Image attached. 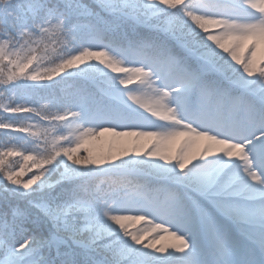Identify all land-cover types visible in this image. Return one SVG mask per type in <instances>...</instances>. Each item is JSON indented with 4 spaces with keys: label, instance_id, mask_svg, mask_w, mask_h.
Returning <instances> with one entry per match:
<instances>
[{
    "label": "snow or ice",
    "instance_id": "6c2138e0",
    "mask_svg": "<svg viewBox=\"0 0 264 264\" xmlns=\"http://www.w3.org/2000/svg\"><path fill=\"white\" fill-rule=\"evenodd\" d=\"M4 93L0 264H264V0H0Z\"/></svg>",
    "mask_w": 264,
    "mask_h": 264
},
{
    "label": "trees",
    "instance_id": "16d2710c",
    "mask_svg": "<svg viewBox=\"0 0 264 264\" xmlns=\"http://www.w3.org/2000/svg\"><path fill=\"white\" fill-rule=\"evenodd\" d=\"M8 94L4 93L3 95H0V103H8ZM3 115H9L7 113H4ZM5 130H0V143H4L7 142V137L4 135ZM111 137H109L107 134L103 137H99L96 139H91L87 144H85L86 148H89L93 151V153H104L107 152L108 147H109V141H110ZM182 139L180 138L179 141L174 142V147H179V145L182 143ZM142 146L144 145H148L150 143V141L145 140L143 138H141L140 142H139ZM203 143V142H201ZM86 153L83 152V150L81 151V155H84ZM138 225H140L139 227H146V225L143 224V222H134L132 224L129 225L130 227H137ZM171 238L162 240L161 243H168L169 240Z\"/></svg>",
    "mask_w": 264,
    "mask_h": 264
}]
</instances>
